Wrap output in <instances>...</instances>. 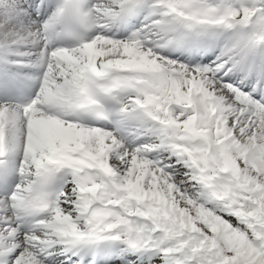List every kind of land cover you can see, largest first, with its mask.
I'll use <instances>...</instances> for the list:
<instances>
[{"label": "snow or ice", "instance_id": "snow-or-ice-1", "mask_svg": "<svg viewBox=\"0 0 264 264\" xmlns=\"http://www.w3.org/2000/svg\"><path fill=\"white\" fill-rule=\"evenodd\" d=\"M0 264H264V0H0Z\"/></svg>", "mask_w": 264, "mask_h": 264}]
</instances>
